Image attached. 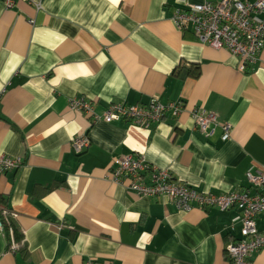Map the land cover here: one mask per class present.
I'll use <instances>...</instances> for the list:
<instances>
[{
	"label": "crops",
	"instance_id": "0c3cea01",
	"mask_svg": "<svg viewBox=\"0 0 264 264\" xmlns=\"http://www.w3.org/2000/svg\"><path fill=\"white\" fill-rule=\"evenodd\" d=\"M203 0H0V155L21 157L0 172V208L23 245L0 232V264H228L239 212L181 210L164 196H141L111 180L113 158L142 154L200 191L248 187L264 163V48L238 70L237 56L200 42L171 21L174 7ZM218 1V0H211ZM197 64L196 77L173 73ZM100 113L110 101L182 102L149 127L91 122L69 99ZM203 106L231 124L205 135L191 110ZM89 144L73 152L70 139ZM253 192V189L250 190ZM264 231V214L255 219ZM13 240V239H12ZM264 264V247L251 255Z\"/></svg>",
	"mask_w": 264,
	"mask_h": 264
},
{
	"label": "built area",
	"instance_id": "2783aa9c",
	"mask_svg": "<svg viewBox=\"0 0 264 264\" xmlns=\"http://www.w3.org/2000/svg\"><path fill=\"white\" fill-rule=\"evenodd\" d=\"M23 1L35 9L42 8L40 0ZM3 2L9 6L13 0ZM171 21L179 31L190 29L200 42L215 48H224L237 56L238 70L241 72L256 64L264 48V0H203L199 3H188L173 8ZM68 106L72 110L87 114L91 122L123 119L146 128L153 122L160 121L165 114L177 116L183 109L182 102L162 103L157 98H151L147 104L110 101L97 113L94 102L84 96L71 97ZM191 116L194 127L201 133L210 135L215 127H219L223 139L229 136L231 124L219 120L215 112L199 105L192 108ZM88 144L89 139L85 133L75 134L70 139L71 149L75 153L81 152ZM21 163L19 156L2 154L0 172L15 169ZM111 163V180L124 184L137 195L164 196L181 210L192 207L203 210L211 207L221 210L236 209L241 222V236L225 246L228 264H251V255L264 247V231H259L255 222L258 215L264 214V163L245 172L248 187L222 193L197 190L174 178L168 169L148 162L142 154L118 156ZM0 232H4L1 218ZM11 247H16L12 239ZM83 264L93 263L85 260Z\"/></svg>",
	"mask_w": 264,
	"mask_h": 264
},
{
	"label": "trees",
	"instance_id": "16d2710c",
	"mask_svg": "<svg viewBox=\"0 0 264 264\" xmlns=\"http://www.w3.org/2000/svg\"><path fill=\"white\" fill-rule=\"evenodd\" d=\"M173 73H175L178 76H181L182 78L187 77V76H192L196 77L199 74V68L197 64H189V65H182V66H177L173 69ZM15 213L8 207H1L0 208V218L2 222L4 223V233L9 236L11 234V238L13 239L12 241L16 244L17 247L19 245H23V240L19 242H16L14 240V237L18 236L20 238V233L12 223V219L14 217Z\"/></svg>",
	"mask_w": 264,
	"mask_h": 264
}]
</instances>
